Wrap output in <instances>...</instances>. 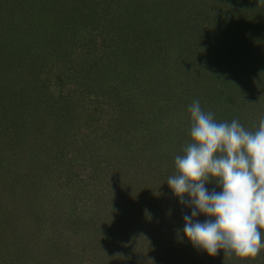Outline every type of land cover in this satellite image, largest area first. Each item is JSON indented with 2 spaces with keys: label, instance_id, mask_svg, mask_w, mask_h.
<instances>
[{
  "label": "trees",
  "instance_id": "16d2710c",
  "mask_svg": "<svg viewBox=\"0 0 264 264\" xmlns=\"http://www.w3.org/2000/svg\"><path fill=\"white\" fill-rule=\"evenodd\" d=\"M170 1L0 0V61L15 62V57L7 50L9 46L27 55L32 60L26 63L27 68L20 59V65L26 68L23 72L26 85L29 86L30 80L40 82L42 68L37 59L41 55L54 60L47 61L49 68L52 64L59 67L61 64L69 69V64L73 63L67 56L70 53L78 62L75 65L79 74L71 76V92L65 89V93L57 94L54 106L49 104L53 100L43 98L45 107L58 109L55 112L58 116L49 118L53 124L49 122L47 132L51 139L57 140L44 144V150L27 148L24 151L27 154L17 159L12 158L13 154L0 155V189H6L7 202V207L2 205L6 213H0L2 224H7L5 221L14 216V221L20 223L26 216L37 222L49 215L54 222L62 218L66 219L65 224H72L71 228L79 226L68 232L65 245L58 246L60 253L51 256L57 260L54 264H64L63 258L67 256L72 264L82 253H88L87 264H104L106 260L108 264H130V261L133 264L132 254L136 252L135 256L140 259L143 253L150 255L149 246H155L149 238L145 243L143 237L131 236L134 230L139 235L147 233L154 238L165 223H173L177 227L176 234L183 232V215L191 209L181 205L173 193L166 202L170 204L166 205L167 214L153 211L152 219L132 223L136 210L140 208L142 214L145 203L156 198L154 194L144 193L140 178L155 170L166 179L175 173V156L183 155V149L191 142L190 128H185L188 132L182 138H174L175 131L182 130L178 128L177 119L181 114L186 118L185 121L182 117L185 127H190L188 108L201 95L199 84L202 81L198 78L202 74L213 76L214 70L217 78L213 80L218 77L223 80L229 76V72H223L224 66L240 67L228 62L227 48L249 49L255 43L264 49V0H173L177 13L173 18L160 14L164 9L162 3ZM124 2L129 4L126 9L122 7ZM188 6L192 15L183 11ZM32 11L36 14L30 19ZM21 14L27 18L22 20ZM57 26L55 30H59V34L67 31L71 39H60L63 52L54 54L46 50V54H42L41 48H46L45 33ZM6 37L10 39L7 41ZM238 60L237 57L235 61ZM248 69L255 71L256 68ZM235 79L230 77L225 92L232 89L231 81ZM156 86V90L151 89ZM208 89L223 97V87L218 84L209 85ZM98 90H102L98 97L101 99L97 98L93 106L98 107L93 109L90 102ZM6 93L0 91L1 129L5 128L4 120L9 118L10 121L15 112H18L17 120H13L15 124L25 121L26 95L14 101ZM207 104L210 103L207 101L204 105ZM212 106L219 109L216 104ZM65 107H71V112L67 109L65 112ZM92 111H96L95 124L87 125ZM38 120L39 123L33 119L31 126L36 123L39 127L44 123ZM132 123L135 128L130 126ZM25 125L30 128V124ZM78 164L83 172L74 170ZM126 167L131 171H126L127 178L124 177ZM137 168L139 173H135ZM34 174L40 177L35 179ZM60 174L78 175L59 181ZM80 174H85L84 178ZM71 186L74 189H70ZM128 189L131 190L127 192L129 203L125 206L129 210L119 199ZM82 191L86 194L82 195ZM119 191H123V195H119ZM88 201L92 202L90 206L86 205ZM99 203L100 216L94 219L92 207ZM143 216L148 217V213ZM199 217L201 221L206 219L203 215ZM126 219L131 221H124ZM38 251L46 254L43 248ZM222 255L221 264H235L230 262L234 256H224V252ZM211 259L209 256L203 264H209ZM29 260L31 264H43L45 257L33 255ZM236 260L240 264H264V249L254 259ZM195 264H202L199 255Z\"/></svg>",
  "mask_w": 264,
  "mask_h": 264
},
{
  "label": "rangeland",
  "instance_id": "374dc122",
  "mask_svg": "<svg viewBox=\"0 0 264 264\" xmlns=\"http://www.w3.org/2000/svg\"><path fill=\"white\" fill-rule=\"evenodd\" d=\"M141 1H145V0H141ZM146 1L148 3L149 2L151 3L152 1H155V0H146ZM162 4L164 6L163 7L164 9L160 13L162 14V16H169L173 18L175 14L177 15L173 7V4H174L173 0H171L170 3H166V4L162 3ZM127 6H129V4L125 2L122 5L124 9H126ZM165 9H166V13L164 12ZM189 9L190 7L188 6V8L183 11L187 13V15H192V12L189 11ZM27 14H30V13H27ZM34 14L36 13L32 11L30 14V19H31V15L34 16ZM20 16H22L21 18L22 20L23 18H27L26 15L23 16L21 14ZM199 18L200 17H197V20H200ZM57 28H59V26L45 33L46 34L45 38H47V41L45 42L46 45H44L46 46V48L45 49L43 47L41 48L43 50L42 54H46V50L48 52L50 51L54 52V54L58 52H63L65 50L63 47L64 45L62 46L60 45L62 44L60 42V39L61 38L62 40L66 39L65 41H67L69 38L71 39V37L69 36V33L67 31H63L62 33L60 31L61 34H59V30H55ZM53 30H54L53 32L54 36L52 33ZM9 37L11 38V35H9ZM10 38L6 37V40L8 41ZM5 44L8 45L7 42ZM228 47H232V46H228ZM11 48L12 47L9 46L7 50L11 52V54L15 57L14 59H16L17 61L15 60L13 64H8V62L6 63L4 61H0V64H1L0 66V91L2 94L3 92L4 93L8 92L6 93L7 96H10V98H12L14 101H19L20 97H24L26 95L24 97L25 99L24 101L27 104L23 102V104L26 105V107L24 108L26 112L23 115L24 116L23 119H25V121H22V123L20 124H15V121L13 122V120H17L16 116L18 112H15L14 115L10 113L12 115L10 116V121H9V118H6L4 120L5 128L7 126H10V127L6 129L0 128V155L3 156V153H5V154L12 156L13 154L12 158L17 159L27 154L26 153L27 151L24 152L25 150H27V148L32 149L33 147L34 148L36 147L37 148V149L35 148L36 150H38V148L41 150H44L45 148L44 144L53 143L54 140H57L56 138L51 139L47 135V132L50 131L49 122L53 124V121L50 120L49 118L52 119L53 115H56L55 112L58 110V109H55V107L52 108L56 104L54 101V98L59 93L60 94H62V92L65 93L64 92L66 91L65 89L70 91V87H72V85L70 84L71 76L72 74L77 75L79 74V72H78V67H76V65H78V62L76 58L73 55H71V53L67 55L73 61V63L71 62L69 64L70 65L69 69H67V67L64 65L61 66V64H60V67L57 66V64L55 65L52 64V66L49 68L46 65L49 59H45L41 55L37 59V63L40 62L39 65H41V68H42L41 70L42 73L39 72L40 82L39 81L34 82L33 80H30L29 86L31 85V87H29L28 85L24 83L25 75L23 72L27 68L26 63H29L32 60H30L27 55H23L24 53L21 54L20 51L16 52L15 50H13L14 48L13 49ZM260 48L261 46L259 47L255 43H253V45L250 46L249 49H243V48L235 49L234 47L227 48L225 56L227 57L228 62L231 61L229 62L230 64H235V65L240 66L238 68L224 66L223 72L225 73L229 72V76L231 78L232 77L236 78L235 80L231 81V84L233 85L231 87L232 89H226L227 92H225V88L230 82V77L228 75L223 80L221 77H218V79L214 81L213 79L217 75H216V71H214L212 68L213 76L209 77L206 74L205 75L202 74L198 78L202 81V83L199 84V87H200L199 94H201L199 97V102H200L201 108L205 112H208V111L213 112L214 119L217 122H224V121L231 122L233 119H236L245 128L249 130L254 131L258 128L260 119L264 117V49H260ZM65 52L62 53V55H64ZM237 57L239 58V60L235 61ZM20 59L25 64L26 68L20 65ZM52 60L53 59H50L49 61H52ZM247 68H251V69L256 68V69L255 71L254 70L251 71L249 69L247 70ZM239 77L241 78L239 79ZM214 84L215 85L218 84L220 87H223L222 89V91L224 90L223 97L222 95L220 96L214 91H209L208 89L209 85L212 86ZM21 86H25L26 88L23 87L22 89ZM151 89L156 90L157 86ZM100 91L102 90H98L96 93H93L94 99H91V102H90L93 109H96V107H98L97 105L94 108L93 105H95L97 98L101 94ZM69 93H66V94H69ZM44 97H47L53 100V102L49 101V104L51 105L53 104V106L49 105L48 107H45L44 102H43ZM36 99H38L41 103H38ZM100 99H101V96L100 98H98V100ZM207 101L210 104L204 105ZM18 103H21V101ZM213 104H216V107H218L219 109H216V108L214 109L212 106ZM0 108H2L1 101H0ZM70 108L71 107H65L64 111L66 109L70 111ZM41 116L43 117V119H41ZM89 116L91 118H88L89 121L87 125L95 124L94 121L96 118V111L90 112ZM0 117L2 116L0 115ZM182 117L185 118L184 116L179 114L178 119H177L179 120V123H180L178 128H182V130L178 129V131H175L176 134L174 138H179V136H181L182 138L185 132H188V130L186 131L185 128L187 129L190 128V127H185L186 122L184 121H183L184 123L182 122ZM33 119H36L37 123H39L38 119L42 120V122L44 121V123L40 124L39 127H36L37 126L35 125L36 123L31 126V122ZM185 121H186V118H185ZM25 124H30L29 125L30 128H26L27 125ZM130 126L133 128L136 127L133 123L130 124ZM177 132H179V134H177ZM80 138H83V137H80ZM174 142L176 143V146H177V141L174 140ZM78 165L79 166L76 165L74 167V170L83 172L82 171L83 167L80 166V164ZM146 167L147 166H144V168ZM157 168L158 166H155V169ZM138 169L139 168L135 169V173H139ZM126 171H130V169L126 167V170L124 172V175H125L124 177L127 178L128 174ZM129 174L131 175V173ZM44 175L45 174L42 175V178L44 177ZM76 175L78 174H69V176L67 177L66 174H60L59 181L65 179V177L67 179H70L71 177H74ZM80 175L81 177L83 176V178L85 176V174H80ZM33 176L35 177V179H38L40 177V174H34ZM143 177L145 178L143 179ZM143 177L140 178V181L142 183V180H143L144 187H145L144 193L145 194L148 193L149 195L154 194L156 198L155 200L153 199L154 201H149L148 204L145 203V209L142 210V214L144 215V213H148V217H144L142 214H140V208H138V210H136V215H135V218L132 220V223L133 221L138 223L143 220L152 219L151 215L153 211L156 213L159 212L161 214L166 213L167 206L168 207L170 206V204L166 202L167 201L169 202L170 195H172V190L169 188L168 184L166 183L167 182L166 176H163L162 174H158V170H155L154 172L150 174H143ZM63 184L65 185V181L63 182ZM43 187L45 188V186ZM206 187L209 188V190H212V188L216 186L215 184H207ZM70 189H74V187L71 186ZM216 190L220 191L221 189L216 188ZM129 191L131 190L130 189L125 190V196L119 197V199H121L120 203L123 202L124 207H126L125 203H129L126 201V200H129L128 197L130 195L127 193ZM84 192L85 191H82L81 194L82 195L86 194V192L85 193ZM122 192L123 191H119L118 194L123 195ZM3 204L5 206L7 205L6 189L5 188L2 189L1 187L0 189V213H6L4 206H2ZM90 204H92V202L89 203L88 201V203H86L87 206L88 205L90 206ZM99 206H101V203H99V205L97 204L92 207L93 211L97 210L96 212H93V211L91 212V215L94 219L100 216L99 211H98L100 210ZM19 208H21V206ZM127 209L129 210L130 208H127ZM134 211L135 210H133V213ZM190 214H191V210L189 211L188 215ZM14 217L10 218L8 222L6 220L5 223L7 224H2L0 222V264H31V261L29 259L33 258V255L40 256L41 259L45 257V260L41 262L43 264L44 263L54 264V262H56L57 260L56 258L51 257V256H54L55 254L60 253L58 251V246L61 243L64 245L66 244V238L69 235L68 232H70L72 228L79 229V226L77 225L71 228L70 227L72 225L71 223L65 224L66 219L60 218L58 221L59 223L54 222L52 216H49V215L47 216L44 215V217L39 219L37 222H35L34 220L26 216L22 218L20 223L15 222ZM129 220L130 219H126L124 221H129ZM165 224L166 225L163 228V230H161L157 234L155 232L154 238L149 237L147 233L145 235H139L138 234L139 232H135V230L130 233L131 236L134 235V237L137 239H140L141 237H143L142 241H144L145 243L148 241L147 238H149L151 239V242L155 244V246H152V247L149 246L150 255L148 256L144 255L143 253V257H140L139 259L137 256H135L136 252L135 254H132L133 256H131L130 260L134 262L133 264H186V263L195 264L197 255H199V260L203 264L205 260L209 258L206 252L195 249L190 243V241H188L187 238L183 236V232L176 234L177 227H174L173 223L172 225H170V223H165ZM66 229H68L67 234H66ZM52 243H53L51 247L52 250H50V245ZM177 246H178V249H177ZM40 248H43L46 254L42 252L40 253L38 251ZM134 248L135 250L137 249L136 247H133V249ZM54 249H56L58 252L57 251L55 252ZM34 251L36 252L38 251L39 253L33 254ZM222 254H223V250H220L217 256L212 257L209 264H221L222 262L220 258L223 256ZM87 255L88 253H82V255L77 258V261L76 260L71 261L72 264H87V261L85 260ZM16 256H19V257H16ZM67 258L68 256L63 258L64 264H70V261H69L70 259L67 261ZM235 258H231L230 262L235 263V264H240L239 262H237V260L235 262ZM108 262L109 261L106 260L104 261V264H108ZM130 264H132L131 261H130ZM241 264L243 263L241 262Z\"/></svg>",
  "mask_w": 264,
  "mask_h": 264
},
{
  "label": "clouds",
  "instance_id": "9594fccd",
  "mask_svg": "<svg viewBox=\"0 0 264 264\" xmlns=\"http://www.w3.org/2000/svg\"><path fill=\"white\" fill-rule=\"evenodd\" d=\"M188 111L191 142L175 156L176 171L166 182L191 209L183 215V236L211 257L223 250L254 259L264 249V117L253 131L236 119L217 122L199 100Z\"/></svg>",
  "mask_w": 264,
  "mask_h": 264
}]
</instances>
